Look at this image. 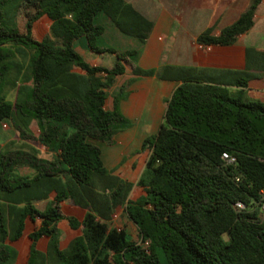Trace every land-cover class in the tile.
I'll use <instances>...</instances> for the list:
<instances>
[{
	"label": "trees",
	"instance_id": "obj_1",
	"mask_svg": "<svg viewBox=\"0 0 264 264\" xmlns=\"http://www.w3.org/2000/svg\"><path fill=\"white\" fill-rule=\"evenodd\" d=\"M260 2L253 0L219 35L200 34L196 41L232 44L252 26ZM13 11L23 30L5 23ZM100 13L141 42L152 25L124 0H0V79L8 70L6 45L32 49L29 114L39 125L33 139L53 151L47 160L23 150L0 152V187L21 193L18 201L25 203L15 218L0 206V264L11 258L23 235L29 241L25 264H33L43 236L51 240V264H264V102L244 99L243 79L233 93L213 76L179 75L181 83L165 100L157 132L141 143L139 151L149 153L137 182L117 168L107 169L100 145L113 144L129 121L118 97L112 109L105 108V89L125 72L124 63L130 64L136 51L97 47L104 29L94 18ZM79 36L92 51L115 54L113 66L89 65L73 48ZM154 74L134 65L119 94ZM19 106L18 97L10 102L0 95V122L11 119ZM21 135L30 137L25 131ZM224 152L235 161L224 160ZM9 165H27L35 173L15 175L7 183L5 174L13 173ZM61 175L71 179V186ZM134 185L140 189L136 198ZM33 198L42 206L36 207ZM64 199L86 209L81 220L60 212ZM237 202L244 207L236 209ZM120 206L147 246L110 226ZM63 219L76 232L61 248L56 224Z\"/></svg>",
	"mask_w": 264,
	"mask_h": 264
},
{
	"label": "crops",
	"instance_id": "obj_2",
	"mask_svg": "<svg viewBox=\"0 0 264 264\" xmlns=\"http://www.w3.org/2000/svg\"><path fill=\"white\" fill-rule=\"evenodd\" d=\"M124 1L132 8L141 11L152 22L143 42L121 31L104 13H100L94 18V22L104 29L96 39L97 47L112 48L116 51H136V54L129 59V70L124 63L125 72L116 76L114 82L105 89L107 94L109 91L118 94L117 97L120 98L118 108L129 121L128 126L115 134L113 144L104 149L100 145L104 166L109 170L115 168L118 170L122 166V171L118 170L122 177H125V172L136 174V171H131L134 158L126 165L124 157L135 150L129 152V147L139 141L142 143L145 137L157 132L164 116L165 100L181 83L178 79L179 75L194 72L206 74L213 76L214 82L231 89H237L234 84L238 79H243L246 83L244 89L246 96L255 98V101L264 102V0H261L255 8L252 26L246 32L237 35L232 44L218 46L198 43L196 37L200 34L219 35L223 28L234 23L251 6L253 0ZM20 24L22 23L20 22ZM73 48L91 66L102 65L111 68L116 61L115 54L92 51L85 36L74 39ZM16 51L23 53L20 47L16 48ZM19 65L17 64L18 70L20 69ZM134 65L142 69H154L155 74L137 79L122 94H119V88L124 85L123 81L132 76ZM165 68L168 69L164 70ZM73 70L83 73L79 68ZM141 79L144 80L141 81ZM16 88L19 87L16 86ZM133 90L135 91L133 92ZM106 100L105 108L112 109L114 97H112L111 107H106ZM34 126L39 128L36 121ZM37 136L38 134L35 137ZM37 143L36 147L45 152L44 155L42 156L40 151L34 147L30 153L39 159L50 158L53 151L48 150L39 141ZM140 174L136 177L137 179ZM133 182L136 183L137 180ZM139 194L138 187L137 195L132 192V198H136ZM60 205L64 215H76L79 220L82 219L86 211V209L73 204L69 199H64ZM23 207L24 205L18 208L5 206L4 210L9 212L12 218H15L23 210ZM60 222H66L67 225L66 235L61 242H57L56 234V242L62 248L76 231L71 229L65 219L57 222L56 228ZM29 223L28 221L27 228H30ZM40 239L46 242L47 252L46 255L35 253L34 258L38 256L36 263L51 264V240L46 236ZM28 245L29 241L26 235H23L12 246L11 258L6 263L25 264ZM37 249L36 243L35 251Z\"/></svg>",
	"mask_w": 264,
	"mask_h": 264
},
{
	"label": "rangeland",
	"instance_id": "obj_3",
	"mask_svg": "<svg viewBox=\"0 0 264 264\" xmlns=\"http://www.w3.org/2000/svg\"><path fill=\"white\" fill-rule=\"evenodd\" d=\"M10 7V5L8 6ZM7 7V8H8ZM16 12L13 11V14L10 13L7 18L4 17L5 23L10 24L11 26L15 27V29L23 30L22 24H20V19L18 16H15ZM20 47L23 50V53L17 52L16 48ZM8 52L9 56L7 59V65L8 70L7 72L1 77L0 79V95L4 96L7 100L13 102V99H17L19 102V108L16 112L13 113L11 119H5L2 122H0V152L5 153L9 151L14 150H23L30 152L31 149L37 148L38 143L33 137H35L38 134L39 128L35 125V121L29 114V103H31L32 100V90H33V83H32V65H31V56H32V49L29 47H24L21 45H6L4 47ZM83 58V57H82ZM106 61V60H105ZM17 64H20V69L18 70ZM127 69L129 70L130 64H126ZM127 78L123 81V84L126 83ZM144 79H141V81ZM19 88H16V86ZM128 88L125 87V89ZM19 89V92L17 90ZM236 89H231L233 93H235ZM135 90H133L134 92ZM17 96V97H16ZM107 100H106V107H111L112 97L116 98L117 94L113 93L112 91H109L107 94ZM244 99L248 100H256L255 98H250L246 96V93L243 94ZM117 101H120V98H117ZM121 110V109H120ZM122 113V111H121ZM123 114V113H122ZM124 115V114H123ZM37 122V121H36ZM6 124L4 127L3 124ZM21 131H25L28 133L30 137L23 138L21 135ZM141 141L134 144L133 146L128 148V151L131 152L129 155L124 157L125 164H129L130 160L134 158V161L132 162L131 171L135 172L136 174H128V172H125V177L129 180L136 181L137 176L139 173H141L143 167H144V161L148 156L149 151L145 150L140 152L138 148L140 147ZM102 149L106 148V146H109L107 144H101ZM38 151L44 155L45 152L39 150ZM139 151V153H137ZM13 169V173H11V176L9 178L8 175L5 174V182L7 183H13V178L15 175H22V176H30L33 174V170L28 167L27 165H19V166H10ZM8 167V168H9ZM119 170L122 171V166L119 168ZM117 174V172H116ZM13 175V177H12ZM65 182L68 181L67 186H71L72 182L69 177H63V175L60 176ZM102 192V191H101ZM132 192L134 195H137L138 193V187L134 186L132 189ZM18 196L22 197L21 193H13L11 194L8 192L5 188L0 187V206H15L16 208L23 206L25 203L18 201ZM22 199V198H21ZM36 207H41L43 201H38L36 199H32L31 201ZM60 212L64 214L62 211L61 205H60ZM110 226L121 228L126 231L127 234L130 235L132 240H136L139 244H141L142 247H145L146 245L144 243H141L140 240L137 238V232L135 225L129 220L127 215L125 214L124 207L120 206L117 207L112 219ZM66 229L67 225L66 222H60L59 225H57L56 231H57V242H61L63 238L66 235ZM45 241H42L41 239L38 240L37 251L34 252V254H44L46 255L47 249L45 245ZM38 256L34 258L33 264H38L36 261ZM8 264V263H4Z\"/></svg>",
	"mask_w": 264,
	"mask_h": 264
},
{
	"label": "built area",
	"instance_id": "obj_4",
	"mask_svg": "<svg viewBox=\"0 0 264 264\" xmlns=\"http://www.w3.org/2000/svg\"><path fill=\"white\" fill-rule=\"evenodd\" d=\"M3 126L5 127L6 124L4 123ZM222 158L224 160H226L228 163H233L235 161V158L233 156H229L225 152L222 153ZM260 193L262 195V205H261V209H263L264 208V190H261ZM234 206H235L236 209H240V208H243L244 207L243 203H241V202L235 203ZM144 244L147 246V242H144Z\"/></svg>",
	"mask_w": 264,
	"mask_h": 264
}]
</instances>
